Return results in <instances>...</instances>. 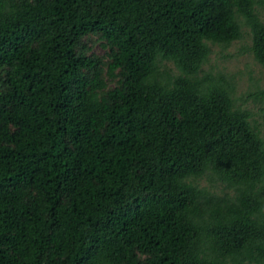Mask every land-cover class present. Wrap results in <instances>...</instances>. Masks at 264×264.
<instances>
[{
    "label": "trees",
    "instance_id": "obj_1",
    "mask_svg": "<svg viewBox=\"0 0 264 264\" xmlns=\"http://www.w3.org/2000/svg\"><path fill=\"white\" fill-rule=\"evenodd\" d=\"M256 6L0 0V264H264V139L202 68L242 24L264 67Z\"/></svg>",
    "mask_w": 264,
    "mask_h": 264
},
{
    "label": "rangeland",
    "instance_id": "obj_2",
    "mask_svg": "<svg viewBox=\"0 0 264 264\" xmlns=\"http://www.w3.org/2000/svg\"><path fill=\"white\" fill-rule=\"evenodd\" d=\"M258 14L264 21V6H256ZM242 37L231 42L229 45H212L208 62L203 65L205 71L213 74L220 72L229 78L234 84L232 97L235 105L251 112L250 121L256 125L260 136L264 139V122L262 120V109L264 108V95L257 94L264 91V67L253 58L249 51L251 45V33L249 28L241 25ZM97 50L100 47L96 46ZM175 72L171 63H167ZM201 185L214 195H223L225 192L233 193V190L226 188L217 180L203 178Z\"/></svg>",
    "mask_w": 264,
    "mask_h": 264
}]
</instances>
